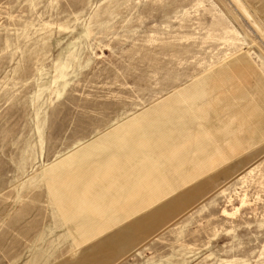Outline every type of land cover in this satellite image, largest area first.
Returning <instances> with one entry per match:
<instances>
[{"label":"rangeland","instance_id":"374dc122","mask_svg":"<svg viewBox=\"0 0 264 264\" xmlns=\"http://www.w3.org/2000/svg\"><path fill=\"white\" fill-rule=\"evenodd\" d=\"M0 264H264V0H0Z\"/></svg>","mask_w":264,"mask_h":264},{"label":"bare ground","instance_id":"6f19581e","mask_svg":"<svg viewBox=\"0 0 264 264\" xmlns=\"http://www.w3.org/2000/svg\"><path fill=\"white\" fill-rule=\"evenodd\" d=\"M192 113L194 112L193 110L191 111ZM191 114V113H190ZM212 130V129H211ZM215 131V130H214ZM165 132L167 133V131H166V129H165ZM217 134H218V132H217ZM103 138V137H102ZM104 139V138H103ZM147 143H149V142H147ZM173 143V142H172ZM175 143V142H174ZM95 145V144H94ZM103 147V146H102ZM144 147V146H143ZM146 147H147V144H146ZM164 147V143L163 142H160V143H158L157 144V148H159V149H162ZM145 148V147H144ZM105 149V148H104ZM158 149V150H159ZM178 149V148H177ZM146 150V149H145ZM147 151V150H146ZM181 154V153H180ZM178 157V156H177ZM181 161V160H180ZM165 165V164H164ZM186 167V166H185ZM138 170V169H137ZM165 172V171H164ZM150 173V172H149ZM162 173V172H161ZM154 174V173H153ZM163 174V173H162ZM165 174V173H164ZM168 174V173H167ZM166 174V175H167ZM181 174H183V172L181 173ZM145 176V175H144ZM81 177V180H80V182H78L77 184L75 183V185L72 187V188H70L69 189V191L65 194V196H64V198L62 199V206L63 207H68V206H70V205H72V203H73V201L76 199V197H77V195H78V193H79V191H80V185L82 184V180L85 178V174H83V175H81L80 176ZM79 177V178H80ZM162 177H163V175H162ZM165 177V176H164ZM177 177V176H176ZM183 177V176H182ZM173 180V179H172ZM171 180V181H172ZM170 181V182H171ZM173 183V182H172ZM117 184H118V182H117ZM154 185H156V183H154ZM153 185V186H154ZM166 185H168L169 186V182L168 183H166ZM155 187V186H154ZM170 187V186H169ZM168 188V187H167ZM148 189H150V188H148ZM158 189V188H157ZM166 189V188H165ZM147 193H148V191H147ZM118 195V194H117ZM144 199V196H142L140 199H139V201H141V200H143ZM138 201V200H137ZM158 201V200H157ZM156 201V202H157ZM134 202V201H133ZM158 203V202H157ZM132 207V206H131Z\"/></svg>","mask_w":264,"mask_h":264}]
</instances>
